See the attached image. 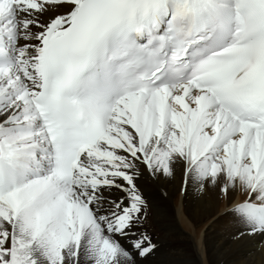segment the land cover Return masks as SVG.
<instances>
[{
	"label": "snow or ice",
	"instance_id": "obj_1",
	"mask_svg": "<svg viewBox=\"0 0 264 264\" xmlns=\"http://www.w3.org/2000/svg\"><path fill=\"white\" fill-rule=\"evenodd\" d=\"M178 178L264 264V0H0V264H153Z\"/></svg>",
	"mask_w": 264,
	"mask_h": 264
},
{
	"label": "bare ground",
	"instance_id": "obj_2",
	"mask_svg": "<svg viewBox=\"0 0 264 264\" xmlns=\"http://www.w3.org/2000/svg\"><path fill=\"white\" fill-rule=\"evenodd\" d=\"M164 189L168 195L153 197L144 225L159 248L153 264H262L251 243L231 239L225 204L214 192H181L179 178Z\"/></svg>",
	"mask_w": 264,
	"mask_h": 264
}]
</instances>
